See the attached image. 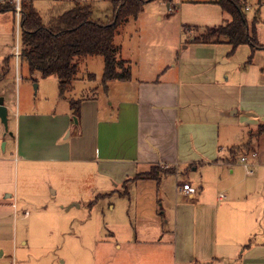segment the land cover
Masks as SVG:
<instances>
[{
	"label": "crops",
	"instance_id": "1",
	"mask_svg": "<svg viewBox=\"0 0 264 264\" xmlns=\"http://www.w3.org/2000/svg\"><path fill=\"white\" fill-rule=\"evenodd\" d=\"M192 39L154 67L140 65L141 51L127 57L119 45L130 78L83 96L77 123L69 105L53 112L54 127L35 138L29 113L18 116L17 163L79 164L110 178L115 188L134 189L132 218L106 227L112 244L97 248L99 263L90 250L88 263L264 264V153L255 148L264 134L249 151L235 158L230 152L256 129L251 121L260 123L261 103L251 100L261 92L249 90L255 86L241 75L247 70L236 74L219 66L230 61L229 45ZM237 129L247 140L238 139ZM156 166L171 172L159 180H131ZM183 183L193 192L179 191ZM80 253L76 264H84Z\"/></svg>",
	"mask_w": 264,
	"mask_h": 264
},
{
	"label": "rangeland",
	"instance_id": "2",
	"mask_svg": "<svg viewBox=\"0 0 264 264\" xmlns=\"http://www.w3.org/2000/svg\"><path fill=\"white\" fill-rule=\"evenodd\" d=\"M5 1H13L16 6V0ZM72 1L32 0L46 24ZM145 1L138 16L129 18L114 40L127 57L141 51L138 58L141 66L166 63L168 58L175 57L179 43L183 45L205 27L220 25L229 18L219 5L209 3L216 0ZM87 2L93 5L94 17L105 21L111 16L109 0ZM245 15L250 28L255 18L257 39L264 43V0H249ZM12 20L11 12L0 13V68L12 47L9 71L0 79V96L8 106L6 129L0 120V158H8L7 162L0 160V251H4L0 264H76L81 251L84 264H91L86 261L90 250L92 258L96 256L99 263L97 248L112 244V239L105 236L106 227L115 229L118 219L133 216L134 189L121 184L115 188L110 178L91 175L89 169L79 164L36 162L23 166L20 161L17 163L18 116H24V111L29 113L36 138L41 129L54 127L52 113L65 110L69 103L58 96L56 77L43 78L38 72L30 74L19 57L15 60L18 29L16 19L13 31ZM249 55V46L241 45L233 54L228 53L229 63L220 61L219 66L236 74L247 70L241 75L255 86L249 89L251 92H261L257 101L255 98L251 101L256 105L261 103L256 112L258 121L264 122V50L255 51L251 63H247ZM119 56H123L121 52ZM102 73L101 56L80 58L78 79L73 81V89L66 97L77 100L92 92L101 93ZM89 74L94 79H89ZM249 126L255 129L256 123L251 121ZM241 129L246 132L248 127L243 125ZM241 129H237V137L244 142L247 134L240 132ZM255 148L264 153V135ZM186 172L192 173L189 169ZM89 202L93 203L89 205Z\"/></svg>",
	"mask_w": 264,
	"mask_h": 264
},
{
	"label": "trees",
	"instance_id": "3",
	"mask_svg": "<svg viewBox=\"0 0 264 264\" xmlns=\"http://www.w3.org/2000/svg\"><path fill=\"white\" fill-rule=\"evenodd\" d=\"M111 16L102 21L93 15V5L87 0H74L52 17L48 24L35 9L32 0H19V15L13 1H0V13L11 12L15 29L18 22V50L22 64L30 74L38 72L41 77L55 76L59 96L69 102L75 118H79L82 98H67L68 91L73 89L72 83L78 79V60L82 57L101 56L103 58L102 88L112 80H128L131 76L129 62L119 56L120 47L114 42L119 28L131 17L136 18L141 12L145 0H109ZM221 10L229 16V20L216 26H207L193 36L189 42L196 44H220L230 46L229 54H233L241 45L250 47L247 63H251L256 50L263 49L257 39L255 18L248 25L245 11L249 0H218ZM11 56L2 61L0 79L9 71ZM264 70V68L262 69ZM89 79H94L89 74ZM96 93V92H92ZM89 95V94H88ZM264 134V122L249 134L247 142L230 148L235 158L240 152L249 151L252 143ZM170 169L162 170L152 167L148 172L138 173L131 180H159L161 174H169Z\"/></svg>",
	"mask_w": 264,
	"mask_h": 264
},
{
	"label": "built area",
	"instance_id": "4",
	"mask_svg": "<svg viewBox=\"0 0 264 264\" xmlns=\"http://www.w3.org/2000/svg\"><path fill=\"white\" fill-rule=\"evenodd\" d=\"M16 1L17 2H16L15 8H16V16L18 17V15H19V0H16ZM246 9H248V7ZM14 57H15L16 60H18L19 50H18V46L17 45H16V49H15V52H14ZM241 160L243 161L244 158H241ZM244 165H245V167H247V164H244ZM178 190L182 191V192H185V193L193 192V189L191 188L190 184H188V183H183L181 185V187L178 188Z\"/></svg>",
	"mask_w": 264,
	"mask_h": 264
},
{
	"label": "water",
	"instance_id": "5",
	"mask_svg": "<svg viewBox=\"0 0 264 264\" xmlns=\"http://www.w3.org/2000/svg\"><path fill=\"white\" fill-rule=\"evenodd\" d=\"M73 119L74 122L77 123V119L75 117ZM0 120L6 129L8 120V110L4 105V98L2 96H0Z\"/></svg>",
	"mask_w": 264,
	"mask_h": 264
}]
</instances>
